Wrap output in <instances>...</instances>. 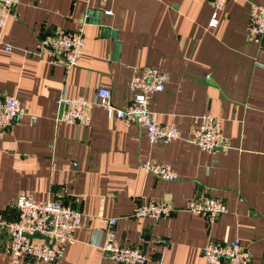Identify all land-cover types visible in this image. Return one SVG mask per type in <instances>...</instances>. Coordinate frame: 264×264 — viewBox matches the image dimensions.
<instances>
[{"label":"crops","instance_id":"0c3cea01","mask_svg":"<svg viewBox=\"0 0 264 264\" xmlns=\"http://www.w3.org/2000/svg\"><path fill=\"white\" fill-rule=\"evenodd\" d=\"M248 1L264 7V0L229 1L209 27L210 0H19L0 29V94L24 109L0 129V218L13 217L14 200L27 194L78 209L81 222L58 260L13 261L0 248V264H116L100 248L108 219L113 239L138 247L145 264H204L206 241L233 238L248 264H264V40L245 29ZM91 9L100 12L98 24L83 21ZM79 27L84 46L76 65L50 64L38 38ZM101 27L115 30L116 39ZM145 66L167 75L148 107L180 138L150 144L142 127L92 104L86 124L55 120L60 93L91 101L105 87L111 103L125 107L128 79ZM202 113L221 119L213 152L188 141ZM146 160L169 164L177 178L144 171ZM204 195L227 209L210 224L184 209ZM146 199L170 203L171 213L133 217Z\"/></svg>","mask_w":264,"mask_h":264},{"label":"built area","instance_id":"2783aa9c","mask_svg":"<svg viewBox=\"0 0 264 264\" xmlns=\"http://www.w3.org/2000/svg\"><path fill=\"white\" fill-rule=\"evenodd\" d=\"M233 0H210V16L207 25L216 27L217 13L225 4ZM19 0H0V29ZM249 11L245 29L257 39L264 40V7L248 1ZM109 14L108 10L104 11ZM81 28L58 30L52 35L41 36L37 47L48 57L50 64L61 63L65 69L76 65L83 52ZM9 47L5 45L4 49ZM167 75L154 66H145L134 71L127 82L131 97L123 108L114 106L110 101V90L105 87L96 89L91 101L82 96L69 97L60 93L55 99V120L63 123L86 124L89 119L90 104L104 109L106 116L118 120L123 125L136 124L144 129L150 144L166 143L180 138V131L172 124H162L156 120L155 113L148 107L150 97L164 88ZM24 114L19 100L11 95L0 94V129L7 128ZM33 122L34 116L30 115ZM199 149L213 152L222 141L221 119L209 113L196 117L188 140ZM144 171L163 180H174L177 174L167 163L146 160L142 163ZM14 216L0 218V232L4 239L0 248L11 260L22 255L28 259L51 263L58 260L67 244L73 242V233L80 226L81 213L78 209L55 199H34L20 194L13 203ZM185 211L200 216L210 224L227 209L222 199L214 196H201L187 201ZM172 211L170 203L146 199L132 209L136 218L158 220L167 217ZM113 219H108L102 231L100 248L116 264H145L146 256L138 247L124 246L113 239ZM37 234L39 238L33 237ZM46 239V241H44ZM204 264H248V252L237 238L219 242L208 240L202 248Z\"/></svg>","mask_w":264,"mask_h":264},{"label":"water","instance_id":"95a60500","mask_svg":"<svg viewBox=\"0 0 264 264\" xmlns=\"http://www.w3.org/2000/svg\"><path fill=\"white\" fill-rule=\"evenodd\" d=\"M99 15H100L99 11L91 9V10L85 12V14L83 16V21H84V23H87L90 21V22H94V23L98 24L99 23ZM101 32H102V34L109 35L111 38L116 39V31L115 30H111L108 27H101ZM118 47H119V43H118V41H115V43H114V57H116V55L118 53ZM33 237L39 238V236L37 234L33 235ZM44 241H46V239H44Z\"/></svg>","mask_w":264,"mask_h":264}]
</instances>
